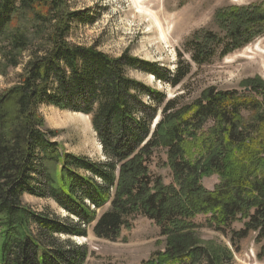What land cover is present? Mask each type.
I'll return each instance as SVG.
<instances>
[{"label": "trees", "instance_id": "trees-1", "mask_svg": "<svg viewBox=\"0 0 264 264\" xmlns=\"http://www.w3.org/2000/svg\"><path fill=\"white\" fill-rule=\"evenodd\" d=\"M217 18L224 37L203 32L191 42L200 67L214 49L224 58L250 44L264 25L260 8ZM86 21L67 0H0V75L20 69L0 95V264H86L89 247L74 238L92 229L117 241L139 217L164 239L143 264H233L229 248L201 240L195 220L208 217L236 250L251 234L264 239V84L249 81L242 94L207 88L191 103L168 100L130 73L175 88L191 66L172 72L127 52L111 57L73 44L74 26ZM43 107L90 118L104 160L63 150ZM159 150L167 152L171 185L151 171ZM213 175L219 183L209 191L202 180ZM25 196L54 202L66 217L35 211Z\"/></svg>", "mask_w": 264, "mask_h": 264}, {"label": "rangeland", "instance_id": "rangeland-1", "mask_svg": "<svg viewBox=\"0 0 264 264\" xmlns=\"http://www.w3.org/2000/svg\"><path fill=\"white\" fill-rule=\"evenodd\" d=\"M152 1L145 7L163 24L167 33L166 41L157 32L153 21L138 13L130 0H67L72 12L82 14L84 21L90 19L74 26L70 42L96 47L111 57H119L127 52L172 72L191 66V73L183 84L175 88L168 83L156 81L152 76L130 73V77L162 92L168 100L183 96L184 103H191L207 88L242 94L246 92L249 81L258 80L264 84V25L255 31V38L250 44L224 58H220L222 48L214 49L211 62L202 67L192 60L194 45L191 43L195 35H202L203 32L225 36L222 22L217 18L219 13L250 7L260 8L263 12L264 0ZM19 73L20 69L11 71L7 78L0 75V95L16 82ZM258 97L263 100L260 95ZM41 114L47 128L57 132L56 141L63 150L96 161L104 160L90 118L54 107H43ZM166 164L167 152L159 150L150 167L155 175L162 176L166 185H171L173 176ZM218 183L217 175L202 180L203 186L209 191H213ZM24 202L37 212L66 217V213L50 200L25 196ZM207 220L205 216H198L195 220L202 226L199 237L205 244L215 250L229 248L233 252V264H264V239L258 241L256 234H251L247 239L237 242L236 250L228 237L207 226ZM233 227L240 230L242 224L237 223ZM74 241L89 247L91 255L86 264H143L156 251L164 248L160 229L144 217L134 220L132 229L124 230L117 241L99 239L92 229L87 238H74Z\"/></svg>", "mask_w": 264, "mask_h": 264}, {"label": "bare ground", "instance_id": "bare-ground-1", "mask_svg": "<svg viewBox=\"0 0 264 264\" xmlns=\"http://www.w3.org/2000/svg\"><path fill=\"white\" fill-rule=\"evenodd\" d=\"M130 2L138 13L142 14L143 16L148 17L149 19H147V20L153 21V23L156 26L157 32L159 31L162 39L166 41L167 40V33H166V31H164L163 24L160 22V20L157 18V16L153 12H151L149 9H147V7H145V5H148L154 1H152V0H130ZM168 31H169V29H168Z\"/></svg>", "mask_w": 264, "mask_h": 264}, {"label": "water", "instance_id": "water-1", "mask_svg": "<svg viewBox=\"0 0 264 264\" xmlns=\"http://www.w3.org/2000/svg\"><path fill=\"white\" fill-rule=\"evenodd\" d=\"M248 91H249V89H247ZM157 122H158V120L157 121H155V124H154V127L153 128H155V125L157 124Z\"/></svg>", "mask_w": 264, "mask_h": 264}]
</instances>
